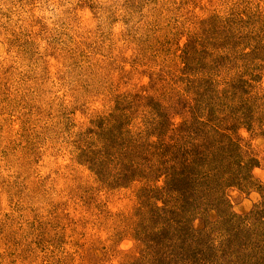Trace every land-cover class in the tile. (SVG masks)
Instances as JSON below:
<instances>
[{
    "label": "rangeland",
    "instance_id": "obj_1",
    "mask_svg": "<svg viewBox=\"0 0 264 264\" xmlns=\"http://www.w3.org/2000/svg\"><path fill=\"white\" fill-rule=\"evenodd\" d=\"M263 194L264 0H0V264H264Z\"/></svg>",
    "mask_w": 264,
    "mask_h": 264
},
{
    "label": "trees",
    "instance_id": "obj_2",
    "mask_svg": "<svg viewBox=\"0 0 264 264\" xmlns=\"http://www.w3.org/2000/svg\"><path fill=\"white\" fill-rule=\"evenodd\" d=\"M240 139H241V137L237 134L235 136H231L230 142L220 145L218 147L217 152L215 149L210 148V149L206 150V149L202 148L203 152L208 151L207 155H209L211 157V158L205 159L210 164V166H209V164L207 165L205 162L203 163V161H202L203 152L201 150L202 145H200V144L195 143V144L188 145V147L185 148L186 149L185 154L189 156L191 163L193 161L194 167L193 166L192 167H193V170L195 172L200 173V171H198V168L203 166L202 174L198 175V176L203 177L202 179H204V180L206 179V183H208L207 178H209V175L212 174V172L214 171L213 169L217 168L216 166L221 164V162H219L220 159L218 158V155H220L222 157L227 155V158L228 157H234V159H235V157L239 155L240 151L242 154L243 146L240 143ZM243 152H245L244 149H243ZM189 159H188V161H189ZM254 162H256V159L252 156H246L243 158V160H242V158H238L237 161L236 160L234 161V163L240 164V170L237 171V170L231 168L232 170H229V172H228V170L225 169V172H227L228 174L223 179L226 180L227 184H233L234 183V184L239 185L240 187L241 186L243 187L245 184L248 187H250L251 185H254L255 184L254 179L251 176V173L249 172V168H248ZM232 163H233V161H232ZM188 171L189 170L186 169V170L180 171V173L185 175V173H189ZM163 172L165 175V177L163 178L164 184L160 187H156L157 189H159V190L164 189V191L166 193L170 192L171 194H172V191L176 192V194H180L181 192L187 191L186 190L187 188H185L186 187V185H185L186 177L183 178V176H179L177 173L175 175L170 174L168 176V173L166 171H163ZM212 176H213V174H212ZM210 177H211V175H210ZM173 194H175V193H173ZM176 194L171 196L176 201H179L177 203V205H175L173 207V209H170L171 211H173V214H178L179 212L184 211L185 208L181 204L183 201L187 200V197H185V198L181 197L180 198ZM214 195L220 196L221 194H214ZM168 197H167V201L169 198H171V197H169V198ZM161 199H163V198H161ZM217 199L218 198H216L214 200L212 199V200H213V202H215V201H217ZM218 201H219V199H218ZM213 204H215V203H213ZM213 208H216V207H213ZM230 214H232V213H230ZM157 216H160V214L159 213L154 214L152 220H155V218ZM245 217L247 218L246 220H247V224L249 225V227H252L253 229H255V231H258V233L262 234V232L264 231V194L261 195V200L259 202V205L255 208L248 210ZM170 218H171V216H170ZM173 219H175V218L172 217L170 220H173ZM224 220L230 221L227 217ZM176 221H174V222H176ZM179 228L181 230V227H179ZM186 231H183V232L179 231L176 233L187 234ZM175 237H185V236L182 235V236H175ZM196 244H199V243L194 242V245L192 246V248H193L192 251L195 252V253H193L194 256L197 255V252L194 249V247H196V249H198V250L202 249L201 246H197Z\"/></svg>",
    "mask_w": 264,
    "mask_h": 264
}]
</instances>
